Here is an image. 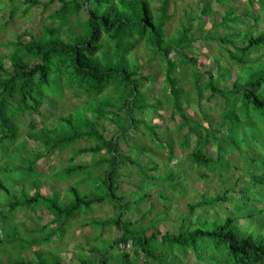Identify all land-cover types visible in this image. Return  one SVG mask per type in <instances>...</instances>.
<instances>
[{"label":"trees","instance_id":"1","mask_svg":"<svg viewBox=\"0 0 264 264\" xmlns=\"http://www.w3.org/2000/svg\"><path fill=\"white\" fill-rule=\"evenodd\" d=\"M151 1L153 0H62L61 9L50 17L51 20L58 21L57 26L48 27L41 38L31 36L29 42L10 44L15 49L10 57L12 71L5 68L0 58V158L5 145L8 150L22 134L20 116H40L45 103L53 104L56 100H63L66 91L83 94L92 100L78 107L73 115L62 118L58 128L42 129L37 134L28 133L29 138L40 145L42 150H31L29 159L20 157L19 161L17 159L18 164L7 165L0 173L20 172L25 169L27 161L31 162L30 170L37 171L39 161L49 154L57 150L64 151L82 140L94 141L96 144L80 148L74 153L71 161L73 164L63 171V178H74L90 169L89 165H75L76 156L87 153L98 155L104 151L108 155L96 162V165H108L104 178L97 179L103 182V187L96 188L98 195L82 197L80 186L85 183L82 180L71 188L75 195L71 204L62 205L55 199L38 194L22 198L14 196L7 202L9 214L12 217L26 207L42 204L53 216V222L59 224V229L62 230L65 226L63 222L72 220L76 213L110 201L119 211L118 217L111 220V223L116 224L122 233L111 247L132 242L136 248L134 256L128 253L118 254L117 264H136L142 257L159 264H175L172 259V262L165 263L164 257L156 255V249L167 251V248L171 257L180 256L176 253L177 250L189 258V252L192 251L196 264H218L205 257L212 248L219 251L225 249L227 261L232 260L233 264H264L263 239H254L258 235L256 232L241 237L234 228L236 219L232 215L208 230L182 228L176 235H163L161 241L155 223L142 228L139 223L122 220L123 211L130 203L124 205L125 197L118 195L119 169L121 165L135 162L131 157L122 154L120 142L122 139L127 140L132 130L144 124L143 120L136 117V112L142 116L146 111L157 108V105L147 103V95L142 92L141 81H148L149 77L141 74L140 67L131 63V56L142 44L147 45L154 56L161 58L166 76L165 88L169 90V102L173 113L181 121L178 130L187 128L189 131L184 136V143L189 142L190 135L196 137L195 150L189 156L192 164L213 173L217 171L222 181L216 197L209 198L204 195L202 201L189 206L190 215H194L199 208L214 207L221 202L223 205L232 203L235 207L233 212L238 213L240 210L245 219H254L256 216L264 218V58L252 57L264 50V30L257 34L251 31L243 34L241 47L234 41L235 35L240 37L237 33L218 38L220 43L228 45L225 52L230 62L243 69L246 75L238 76L231 89L217 86L211 72L208 73V80L202 84V73L197 67L198 60L187 59L182 53L195 41L190 37L191 28L184 26L178 37L168 39L166 26L172 19L169 15L170 0H160L161 6L157 13L153 10ZM259 3L264 7L262 0ZM82 11L86 12V16L76 25L80 32L68 37V40L63 38L64 28L74 22L72 16L79 17ZM203 14H208L207 10H203ZM247 17L255 23L260 21V17ZM247 17L239 18L238 22L249 28L255 27L247 24ZM237 19L234 12L230 11L225 15L222 24H234ZM172 53L179 54L183 65L193 66V84L199 100L203 99L205 91H210L212 98H221L224 101L222 128L215 127L207 117L208 126L205 127L185 114V91L175 77L180 63L170 58ZM108 93L114 96L98 100V97ZM112 118L116 122L118 133L111 139H106L98 122ZM146 126L152 135H156L153 126ZM212 145L217 147V158L207 154V148ZM26 149L27 145L21 144L18 152ZM232 150L239 151L248 163V167L242 170L243 174L235 180L228 176L230 165L226 159ZM170 151L173 152L172 146ZM38 174L40 177V173ZM202 177L207 176L202 174ZM229 181H233L231 185L228 184ZM0 192L10 193L1 177ZM147 198L149 195L142 197L137 204ZM257 202L261 207H258L260 212L256 214L254 211L259 210L255 209ZM7 217V214H0V222L6 223ZM144 218L145 216L140 221ZM107 223L109 221L103 225ZM51 237L49 235L34 244H45ZM15 238L14 235L13 240ZM97 252L96 250L95 253ZM107 256L106 253L102 254L103 264H109ZM86 257L81 258L79 264H99L90 256ZM12 264L29 263L16 261ZM38 264L67 263L63 260L54 263L41 260Z\"/></svg>","mask_w":264,"mask_h":264},{"label":"rangeland","instance_id":"2","mask_svg":"<svg viewBox=\"0 0 264 264\" xmlns=\"http://www.w3.org/2000/svg\"><path fill=\"white\" fill-rule=\"evenodd\" d=\"M252 1L253 3L250 0H170L169 15L172 19L167 23L166 36L168 39H173L178 37L184 26L191 28L190 37L195 41L182 53L187 59L198 60L197 67L202 73V84L208 80V73L211 72L217 86L231 89L238 76L246 75L243 69L230 62L225 52L228 45L220 43L218 38L237 33L240 37L235 35L234 41L237 42L238 47H241L243 34L250 31L257 34L264 30V7L260 5L259 0ZM151 2L153 10L157 13L161 1ZM62 5V0H0V58L8 71H12L10 57L15 51L10 44L29 42L31 36L41 38L48 27L58 25V21H53L50 17L60 10ZM203 10H207L208 14H203ZM230 11L234 12L238 19L234 24L223 25V19ZM85 14L86 12L82 11L79 17L72 16L74 22L64 28L63 38L68 40V37L80 32L76 25L84 20ZM245 16L260 17V21L255 23L253 19L245 18L248 25L255 26L249 28L246 24L238 22L239 18ZM252 57L264 58V50ZM170 58L180 63L175 77L179 86L185 91V114L205 127L208 126L207 117L215 127L222 128L224 101L221 98H212L210 91H205L203 99L199 100L193 84V66L183 65L178 53H172ZM131 63L139 66L141 74L149 77L148 81H141L142 92L147 95V103L155 104L157 108L146 111L142 116L136 112V117L143 120L144 124L132 130L127 140L122 139L120 142L122 154L131 157L135 162V164L121 165L119 169L118 195L125 197L124 205L130 203L123 211L122 220L139 223L142 228L155 223L161 241L163 235L167 233L176 235L182 228L208 230L214 224L220 225L227 216L232 215L236 219L234 228L241 237L256 232L258 235L254 239L258 237L264 241V226H262L264 218L256 216L254 219H245L240 210L238 213L233 212L235 207L232 203L223 205L220 202L214 207L199 208L194 215H190L189 206L202 201L204 195L209 198L216 197L222 181L217 171L213 173L206 168L200 169L190 160L189 156L195 150L196 137L190 135L189 142L185 144L184 136L189 131L187 128L183 131L178 130L181 121L179 116L173 113L169 102V90L165 88L166 76L161 58L154 56L148 46L142 44L131 56ZM110 96L114 94H105L98 97V100ZM88 101L92 100L83 94L66 91L63 100H56L53 104L45 103L40 116L35 114L20 116L22 134L8 150L7 145L1 150L0 170L7 165L18 164L20 157L29 159L31 150H42L40 145L29 138L28 133L37 134L42 129L58 128L62 118L73 115L78 107H82ZM90 116L94 117L92 114ZM98 124L106 139H111L118 133L113 118L100 120ZM146 124L156 129V135L148 131ZM21 144H26L27 149L18 152ZM95 144L94 141L82 140L64 151H54L39 161L37 171H31V162L27 161L24 165L25 169L20 172L0 173V177L10 190V193L0 192V214L8 216L6 223L0 222V264H12L16 261L38 264L41 260L48 263L63 260L67 264H79L81 258H87L86 256L103 264L104 253L108 254L109 264H117L119 260L116 258L122 252L121 245L111 246L122 233L116 224L111 223L119 213L114 203L107 201L92 209H83V212L76 213L72 220L64 221L65 226L62 230L59 229V224L53 222V216L42 204L26 207L12 217L7 205L14 196L22 198L35 194L68 205L75 200L71 188L82 180H85L80 186L82 197L98 195L96 188L103 187V182L97 179L104 178L108 165H96V162L108 157L105 151L98 155L87 153L76 156L75 165H89L90 169L74 178L68 176L63 178L62 175L63 171L73 164L71 161L78 149ZM171 146L173 152L170 151ZM139 149L145 151L139 152ZM207 154L217 158V147L215 145L208 147ZM226 159L230 165L228 176L232 180L242 175V170L248 167V163L237 150L230 151ZM37 172L40 173V177ZM202 174H206L207 177L203 178ZM245 177L249 180L248 175ZM232 182L229 181L228 184L231 185ZM145 195H149V198L137 204V201ZM258 207L261 206L257 202L255 209H259ZM254 212L257 214L260 209ZM107 221L109 223L103 225ZM14 235L15 240H13ZM49 235L52 236L49 242L34 244L35 241H40ZM133 248L126 253L134 256L136 248ZM224 250L212 248L207 251L205 257L218 264H233L232 260L227 261ZM167 251L156 249V255L164 257L165 263L173 260L175 264H196V257L191 253L192 251L189 252L191 254L189 258L177 250L176 253L180 256L171 257L169 248ZM136 264L159 263L142 257Z\"/></svg>","mask_w":264,"mask_h":264},{"label":"built area","instance_id":"3","mask_svg":"<svg viewBox=\"0 0 264 264\" xmlns=\"http://www.w3.org/2000/svg\"><path fill=\"white\" fill-rule=\"evenodd\" d=\"M119 245H121V248L120 249H122L121 251V253L122 254H125L126 252H128V250L131 248V249H134L133 247V244H132V242H129V243H127V244H119Z\"/></svg>","mask_w":264,"mask_h":264}]
</instances>
